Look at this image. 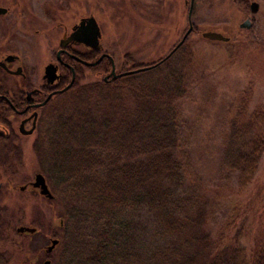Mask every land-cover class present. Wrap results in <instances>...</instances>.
Segmentation results:
<instances>
[{"label": "trees", "instance_id": "16d2710c", "mask_svg": "<svg viewBox=\"0 0 264 264\" xmlns=\"http://www.w3.org/2000/svg\"><path fill=\"white\" fill-rule=\"evenodd\" d=\"M187 40L169 58L129 69L150 70L76 82L42 119L36 155L64 203L61 264H264V236L250 258L236 237L221 245L205 230L204 190L185 184L176 101L192 62ZM96 69L108 73L110 62ZM263 155L259 108L231 121L220 169L245 187Z\"/></svg>", "mask_w": 264, "mask_h": 264}, {"label": "rangeland", "instance_id": "374dc122", "mask_svg": "<svg viewBox=\"0 0 264 264\" xmlns=\"http://www.w3.org/2000/svg\"><path fill=\"white\" fill-rule=\"evenodd\" d=\"M97 1L95 14L100 22L102 50L113 58L119 74L133 71L129 69L135 63L145 65L168 56L188 29L189 0ZM251 1L258 4V11L250 13L253 23L246 30L240 28L243 13L229 0H196L190 18L195 31L187 38L192 62L186 72V95L176 101L181 115L177 155L184 166L185 184L195 182L207 196L205 230L221 245L236 237L247 258L255 241L264 236V155L251 183L245 187L237 185L235 175L223 172L220 162L231 121L242 123L255 110L264 108V0ZM44 3L59 5L63 0ZM85 6H88L86 10L94 11L92 0H86ZM50 11L55 15V9ZM245 13L248 15V10ZM43 23L47 24L44 28L54 26ZM53 31L50 28L47 33L28 40L40 48L53 47L57 41ZM208 31L220 32L229 41L204 39L202 34ZM28 54L31 60H24L28 65L37 66L44 61L35 51ZM126 54L132 61L125 65ZM91 71H85L83 83L95 81ZM108 73L100 72L96 80ZM27 141L24 142L27 153L22 160L25 176L42 172L39 158L30 148L32 139ZM38 146L39 140L36 149ZM53 191L52 201L37 195L27 203L31 214L27 213L26 221L35 215L40 233L53 232L61 237L59 225L64 203L59 201L61 194ZM45 245L47 241L37 235L35 246L26 255L39 260ZM63 251L64 242L52 253L57 264H61L59 256Z\"/></svg>", "mask_w": 264, "mask_h": 264}, {"label": "flooded vegetation", "instance_id": "af4514ba", "mask_svg": "<svg viewBox=\"0 0 264 264\" xmlns=\"http://www.w3.org/2000/svg\"><path fill=\"white\" fill-rule=\"evenodd\" d=\"M44 1L0 0V9L4 10L0 14V264H43L46 260L52 264L58 263L57 257L54 261L52 253L60 245L61 237L53 232L40 233L35 215L33 218L29 216L31 220L26 221L27 213L31 214L27 205L29 201L35 200L37 195L40 199L52 200L41 195L40 189L33 187L36 175L42 172L24 175L26 166L22 164V160L27 153L24 142L32 139L30 148L36 152L40 129L47 121L42 119L48 117L59 99L76 82L79 84L83 81L86 70H92L90 75L94 80L100 77V71L96 68L103 59H109L105 56L95 66L87 64L96 62L102 55L110 56L102 50L101 38L99 47L93 49L84 44V34L77 33L80 24L85 25L87 19H92L101 33L99 17L95 14L97 0H92L93 12L86 10V0H63V4H59L61 8L58 3L45 5ZM229 1L244 15L240 28L243 25L244 28L241 29L250 30L253 23L250 6L254 1L250 0L247 5L241 0ZM195 3L196 0L192 5V14ZM52 9H55V15L51 13ZM247 10L248 15L245 13ZM43 22L54 26L44 28L47 24ZM245 22L249 25L248 29L245 28L248 26ZM187 24L188 29L192 27L190 33L194 32L191 20L187 19ZM50 28L57 36L53 47L40 48L28 40L47 33ZM76 33L77 39L72 38L68 43ZM78 39L83 41L77 42ZM63 40L67 44L61 47L60 42ZM34 42L36 43V38ZM33 51L38 57H43L41 65L24 63V60H31L28 52ZM72 79V85L66 89ZM30 131L32 132L29 133ZM43 177L51 193L50 186L44 175ZM61 224L60 221V226ZM22 228L35 231H20ZM37 235L47 241L39 260L26 255V251H31L29 248L35 246ZM54 239L58 242L48 251Z\"/></svg>", "mask_w": 264, "mask_h": 264}, {"label": "water", "instance_id": "95a60500", "mask_svg": "<svg viewBox=\"0 0 264 264\" xmlns=\"http://www.w3.org/2000/svg\"><path fill=\"white\" fill-rule=\"evenodd\" d=\"M193 3H194V0H190V8H189V12H188V19L189 20L191 18V14H192V8H193L192 5H193ZM257 11H258V4L256 2H253L251 4V6H250V12L252 14H255ZM2 12H4V10L0 9V14ZM86 21L87 22L85 23V25L83 23L80 24V26L78 27L79 29H78L77 33L78 34L79 33L84 34V36H85L84 44L86 46H90L91 48L96 49V48L99 47V41H100V38H101L100 30H99L98 26L96 25V23L92 19H87ZM244 24L248 25L247 22H245ZM241 28H244V26L241 25ZM245 28L248 29L249 25L247 27H245ZM191 31H192V27L190 26L188 31L183 36L182 40L168 54L167 58H169L184 43V41L186 40V38L188 37V35L190 34ZM77 33L72 35V37H70V39L68 40V43H69L70 40H72V38L77 39ZM88 35L90 36V42H88ZM202 37L204 39H207L209 41H214V42L227 43L229 41L228 37H225L220 32H214V31L204 32L202 34ZM81 41H83V40L78 39L77 42H81ZM65 44H67V42H65L64 40L60 42V46L61 47H64ZM105 56L109 59V61L111 63V71H110V73L103 78V81H105V82H107L108 79L115 80V79H118V78L123 77V76L132 75V74H136V73H139V72H144V71L150 70L152 67H154V66H147V67L140 68L138 70H133V71H128V72H123V73H120V74H116L114 61H113L112 57L108 56V55H102L96 62H94L92 64H87V63L86 64L87 65H91V66H95ZM72 83H73V79H72L71 84L66 89H68L72 85ZM31 132L32 131H30L29 133H31ZM33 187L40 189V194L43 195V196H46L49 200H53L54 199L52 194L50 193L49 189L47 188V185L45 183V179H44L42 174L39 173V174L36 175L34 183H33ZM20 231L34 232L35 230L34 229L30 230V229H23L22 228V229H20ZM57 242H58L57 239L52 240L51 246L48 247V251H50L57 244ZM43 264H52V263L49 260H46Z\"/></svg>", "mask_w": 264, "mask_h": 264}]
</instances>
